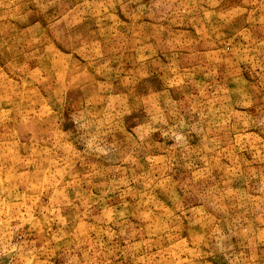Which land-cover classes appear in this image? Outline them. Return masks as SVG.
Wrapping results in <instances>:
<instances>
[{"label":"rangeland","instance_id":"374dc122","mask_svg":"<svg viewBox=\"0 0 264 264\" xmlns=\"http://www.w3.org/2000/svg\"><path fill=\"white\" fill-rule=\"evenodd\" d=\"M0 264H264V0H0Z\"/></svg>","mask_w":264,"mask_h":264}]
</instances>
